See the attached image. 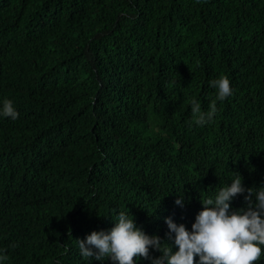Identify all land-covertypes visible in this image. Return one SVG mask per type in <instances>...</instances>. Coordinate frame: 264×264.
Here are the masks:
<instances>
[{"label": "trees", "instance_id": "trees-1", "mask_svg": "<svg viewBox=\"0 0 264 264\" xmlns=\"http://www.w3.org/2000/svg\"><path fill=\"white\" fill-rule=\"evenodd\" d=\"M220 76L233 94L197 125L190 101L207 112ZM5 99L18 118L0 116L3 264H113L77 239L120 212L172 244L166 217L191 231L236 173L264 186V0H0Z\"/></svg>", "mask_w": 264, "mask_h": 264}, {"label": "clouds", "instance_id": "clouds-1", "mask_svg": "<svg viewBox=\"0 0 264 264\" xmlns=\"http://www.w3.org/2000/svg\"><path fill=\"white\" fill-rule=\"evenodd\" d=\"M209 86L216 90V96L207 112L202 111L198 100L190 101L191 121L197 125L211 122L217 113L216 102L233 94L226 76L210 80ZM0 116L18 118L11 100L3 101ZM245 192L246 206L232 210L230 201ZM200 202L203 208L195 216L191 231L165 218L169 229L167 239L172 244L159 236L145 234L131 215L120 212L110 230L92 231L85 239H77L80 254L85 259L101 262L136 264L137 257L150 258L151 247L161 253L151 258V264H196V257H199V264H257L264 255V186L245 189L242 177L236 173L230 184L219 188L214 198ZM175 203L182 206L183 196H178ZM6 260L7 250L0 249V264Z\"/></svg>", "mask_w": 264, "mask_h": 264}]
</instances>
